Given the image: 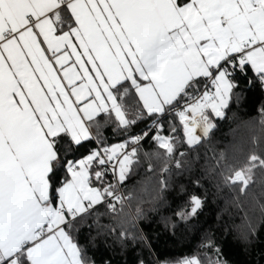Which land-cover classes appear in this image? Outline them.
<instances>
[{"label":"snow or ice","instance_id":"6c2138e0","mask_svg":"<svg viewBox=\"0 0 264 264\" xmlns=\"http://www.w3.org/2000/svg\"><path fill=\"white\" fill-rule=\"evenodd\" d=\"M0 264H264V0H0Z\"/></svg>","mask_w":264,"mask_h":264},{"label":"trees","instance_id":"16d2710c","mask_svg":"<svg viewBox=\"0 0 264 264\" xmlns=\"http://www.w3.org/2000/svg\"><path fill=\"white\" fill-rule=\"evenodd\" d=\"M254 107H255V105L252 104V103H250L248 105H245V108L247 110L245 115L254 114ZM231 127H234V125L230 126L227 123L221 125L220 131L217 132V134H216L217 138L221 141V145L220 146H223L224 143H228L232 139V136H231V133H230V128ZM106 135L111 136L110 130H106ZM110 142H115V141L110 139ZM184 251H186V248L184 246L180 245V244H177L176 246H174V247H172L170 249L169 254L170 255L179 256ZM229 251H230V248L226 244L225 245V252L228 253Z\"/></svg>","mask_w":264,"mask_h":264}]
</instances>
